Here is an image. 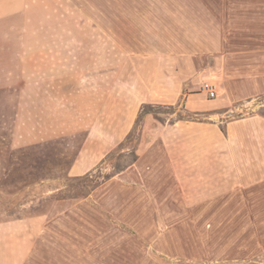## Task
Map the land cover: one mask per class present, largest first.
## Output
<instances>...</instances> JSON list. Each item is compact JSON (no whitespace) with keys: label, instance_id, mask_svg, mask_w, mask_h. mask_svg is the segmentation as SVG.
I'll use <instances>...</instances> for the list:
<instances>
[{"label":"crops","instance_id":"crops-1","mask_svg":"<svg viewBox=\"0 0 264 264\" xmlns=\"http://www.w3.org/2000/svg\"><path fill=\"white\" fill-rule=\"evenodd\" d=\"M40 1L24 0L17 9L0 10V22L26 15L27 4ZM67 1L86 24L92 25V31L88 27L78 29L84 35L75 46L50 42L26 49L23 44L17 48L0 44V76L8 77L6 70L2 72L12 61L6 53L30 51L36 77L34 93L37 84L42 88L45 82L52 95L53 83L57 84V97L51 96L49 105L39 102L36 107L40 135L52 130L50 117L65 114L63 110L73 95H101L100 101L96 99L95 118L78 156L67 171L69 177L91 174L124 136L129 145L121 143L118 150L130 152L132 159L79 201L54 200L43 214L0 220V264H57L58 206L63 204L68 211L74 205L85 206L91 199L102 211L118 217L123 213L119 219L135 235L125 236L120 228L112 229L114 234L97 239L98 247L92 251L82 238L81 251L66 254V264H74L75 256L80 258L78 264H250L248 260L255 257L260 264L264 256V115L200 121L178 114L166 123L160 118L165 112L160 110L175 111L181 106L182 111L193 113L227 108L264 94V80L257 76L255 81H239L231 74L230 83L209 99L201 91L198 69L209 63L216 75L214 69L235 65L223 63L222 46L212 47L207 53L200 40L186 48L177 33L173 34L175 39L168 37V21L178 18L184 0ZM105 37L125 55L128 64L123 66L148 67V93L113 97L107 103L98 75L95 87L82 89L81 85L79 90V80L72 81V70H56L72 69L74 64L103 67ZM20 61L17 66L22 68L26 62ZM250 62L257 64L250 67L264 66L259 59ZM63 78L64 84H70L68 90L64 87L65 93L60 90ZM122 101L127 103L122 106ZM109 106L115 108L114 115L122 114L126 120L112 119V131L124 134L106 139L105 114ZM18 117L16 130L22 131ZM144 131L150 137L139 147ZM215 213L223 214L218 217ZM250 213H256V219H251ZM66 240L75 244L71 236ZM102 244L106 246L101 248Z\"/></svg>","mask_w":264,"mask_h":264},{"label":"rangeland","instance_id":"rangeland-1","mask_svg":"<svg viewBox=\"0 0 264 264\" xmlns=\"http://www.w3.org/2000/svg\"><path fill=\"white\" fill-rule=\"evenodd\" d=\"M23 1L0 0V10L5 12L17 9ZM27 5L26 15L11 16L0 22V44L15 48L23 44L26 49L34 44L50 42L58 43L60 46L66 44L75 46L76 40L83 38L84 35L78 29L88 27L89 32L92 31V25L86 24L78 10L67 0H41ZM178 13L175 21H168L166 33L168 32L169 38L175 39L176 36L173 34L177 33V38L184 41L186 48L200 40L202 50L206 49L207 53L212 47L220 49L222 46L223 63L229 61L230 65H235L214 69L215 75L207 63L197 70L201 87L205 81H210L217 86L218 92L220 87H226L233 79L231 74H235L239 81L250 79L255 81L257 76L264 80V66L250 67L257 65L256 62H250L251 60L264 61V0H184L183 4L179 5ZM172 23L176 26L173 27ZM104 44L103 67L82 68L74 64L72 69L56 70H72V81L79 80V90L81 85L82 89L95 87L98 75L99 83L104 85L107 103L113 97H126L135 92L137 95L148 93V67L123 66L128 64L125 55L106 37ZM6 54L7 59L12 61L8 62L7 68L2 69L3 73L5 70L8 72V77L0 76V220L43 214L54 200L79 201L96 184L124 168L132 159L130 152L118 150L121 143L129 145L124 136L118 145H113L105 153L97 169L91 172V177L87 179L82 176L69 177L67 171L78 156L87 135V128L95 118L98 96L77 95V98L73 95L67 108L63 110L65 114L50 117L48 123L52 130L40 135L38 124L40 120L34 113L39 102L49 105L50 97H57L55 93L57 84L53 83L52 95H49V84L45 82H42V88L37 84V93H34L33 80L36 77L35 69L30 62L32 52ZM20 57H23V60L21 58L20 61ZM19 61L26 62L24 67L17 66ZM62 81L60 90L65 93V88L68 90L70 84H64V78ZM260 95L252 100H240L230 107L214 108L210 111L191 113L182 111L181 106H177L175 111L163 108L160 111L169 114L164 113L160 118L168 123L178 114L185 119L200 121L225 120L257 113L264 115V94ZM98 99L101 100V95ZM121 103L124 106L127 101ZM108 109L105 114L106 139L114 135L123 136V131H112V119L122 122L126 120V116L114 115L113 106H109ZM121 111L123 112L124 108H121ZM53 112L60 113L59 110ZM17 117L22 131L16 130ZM138 130L139 126L135 135ZM142 133L139 147L148 143L150 137L148 131ZM40 138L44 139L38 141ZM16 141L19 143L16 144ZM215 214L219 217L223 213ZM255 214L251 216L250 213V218L256 219ZM119 217L102 211L92 199L88 200L85 206L74 205L72 210L68 211L63 204L58 206L55 244L57 264H66L65 256L70 253L75 255L81 251L82 238L85 242L88 241L85 246L92 251V248L96 250L98 247L95 244L97 239L114 234L112 229L120 228L122 235L134 236L135 233L121 222ZM70 236L74 240L73 245L66 240ZM100 246L103 248L106 245ZM75 257L73 263L78 264L80 258ZM248 262L258 264L256 257ZM259 263L264 264V256L259 259Z\"/></svg>","mask_w":264,"mask_h":264},{"label":"built area","instance_id":"built-area-1","mask_svg":"<svg viewBox=\"0 0 264 264\" xmlns=\"http://www.w3.org/2000/svg\"><path fill=\"white\" fill-rule=\"evenodd\" d=\"M201 91L207 95L209 99H213L217 93V86L210 81H205L202 84Z\"/></svg>","mask_w":264,"mask_h":264},{"label":"trees","instance_id":"trees-1","mask_svg":"<svg viewBox=\"0 0 264 264\" xmlns=\"http://www.w3.org/2000/svg\"><path fill=\"white\" fill-rule=\"evenodd\" d=\"M143 114H144V111H142L140 113L139 118H141ZM89 177H91V174H87V175L84 176V178H86V179L89 178Z\"/></svg>","mask_w":264,"mask_h":264}]
</instances>
